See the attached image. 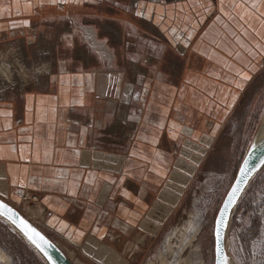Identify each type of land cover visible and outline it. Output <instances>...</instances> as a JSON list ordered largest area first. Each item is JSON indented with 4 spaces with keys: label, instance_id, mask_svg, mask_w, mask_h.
<instances>
[{
    "label": "crops",
    "instance_id": "crops-1",
    "mask_svg": "<svg viewBox=\"0 0 264 264\" xmlns=\"http://www.w3.org/2000/svg\"><path fill=\"white\" fill-rule=\"evenodd\" d=\"M263 73L264 0H0V199L73 264H146Z\"/></svg>",
    "mask_w": 264,
    "mask_h": 264
},
{
    "label": "rangeland",
    "instance_id": "rangeland-1",
    "mask_svg": "<svg viewBox=\"0 0 264 264\" xmlns=\"http://www.w3.org/2000/svg\"><path fill=\"white\" fill-rule=\"evenodd\" d=\"M250 96V106L236 134L240 154L233 170L202 174L187 195L174 226L163 236L146 264H214V227L218 209L245 157L256 148L254 139L264 124V73ZM0 224L6 228L0 226V264H48L18 226L4 216H0ZM9 233L21 240L22 245ZM225 240L224 264H264V161L236 202L231 221L226 224ZM60 249L68 255V251Z\"/></svg>",
    "mask_w": 264,
    "mask_h": 264
},
{
    "label": "water",
    "instance_id": "water-1",
    "mask_svg": "<svg viewBox=\"0 0 264 264\" xmlns=\"http://www.w3.org/2000/svg\"><path fill=\"white\" fill-rule=\"evenodd\" d=\"M264 161V142L261 143L258 147L253 148L245 157L244 161L241 164V167L238 171L237 177L233 183L232 186L236 184L238 180L241 181L240 187L241 191L238 193V199L241 197L243 192L245 191L253 173L258 169V167L261 165V163ZM241 170H244L247 175L245 178L241 177ZM231 191V188L229 192ZM228 192V193H229ZM227 199V196L225 197L224 200ZM224 202V201H223ZM235 202V204H236ZM0 204H7L10 208L13 209L18 215L19 218H22L26 220L32 228H35L37 232L40 233L41 236L44 238V243H43V248L44 250L49 254L50 257H52L58 264H73L70 259L68 258L67 255H65L62 250L46 235L44 234L37 226H35L30 220H28L25 216H23L18 210L10 206L8 203L4 202L3 200L0 199ZM232 205L229 208V212L226 215V223L228 220V215L232 208L235 206ZM223 207V204L221 208ZM6 217V216H4ZM220 213L218 212L216 221H215V227H214V243H215V259H214V264H224L225 262V255H226V246H225V231H226V226L224 224H219ZM7 218V217H6ZM8 219V218H7ZM18 226V223L15 224ZM19 227V226H18ZM219 227V237H217L216 234V229ZM20 228V227H19ZM38 239V238H37ZM217 243H219V250L217 249Z\"/></svg>",
    "mask_w": 264,
    "mask_h": 264
},
{
    "label": "snow or ice",
    "instance_id": "snow-or-ice-1",
    "mask_svg": "<svg viewBox=\"0 0 264 264\" xmlns=\"http://www.w3.org/2000/svg\"><path fill=\"white\" fill-rule=\"evenodd\" d=\"M139 15V13H137ZM245 80L249 79L248 76L244 77ZM247 173L244 170H241V177L245 178ZM241 181L238 180L234 186L231 187V191L226 193L227 199L223 202V207L218 209L220 213L219 224H224L226 226V215L229 212L230 206L234 205L237 198L238 193L241 191L240 187ZM0 216H6L13 224H17L20 227L23 234L31 241L36 247L41 248L43 250L44 238L40 235L39 232L36 231L35 228H32L31 225L24 219L19 218L17 213L13 211L7 204H0ZM217 237H219V227L216 229ZM38 238V239H37ZM217 249L219 250V243H217Z\"/></svg>",
    "mask_w": 264,
    "mask_h": 264
},
{
    "label": "bare ground",
    "instance_id": "bare-ground-1",
    "mask_svg": "<svg viewBox=\"0 0 264 264\" xmlns=\"http://www.w3.org/2000/svg\"><path fill=\"white\" fill-rule=\"evenodd\" d=\"M6 76V74H5ZM264 142V124L260 127L259 131L257 132L255 139H254V144L256 147H258L261 143ZM235 206L232 208V210L230 211L229 215H228V220H227V225L230 223L232 215L234 214L235 211ZM6 218V217H5ZM9 220V219H8ZM10 221V220H9ZM11 222V221H10ZM12 223V222H11ZM23 233V232H22ZM24 235V234H23ZM25 238H27L24 235ZM27 240L29 241V239L27 238ZM31 242V241H30ZM32 243V242H31ZM33 244V243H32ZM33 246L36 248V250L38 251L39 254H41V256L46 260V262L48 264H58L52 257L49 256V254L44 250H41V248L36 247V245L33 244ZM225 246H226V240H225ZM71 261V260H70Z\"/></svg>",
    "mask_w": 264,
    "mask_h": 264
},
{
    "label": "built area",
    "instance_id": "built-area-1",
    "mask_svg": "<svg viewBox=\"0 0 264 264\" xmlns=\"http://www.w3.org/2000/svg\"><path fill=\"white\" fill-rule=\"evenodd\" d=\"M20 198L22 200V202L25 203H36L38 202L39 198L36 195H32L30 193L24 192L20 195Z\"/></svg>",
    "mask_w": 264,
    "mask_h": 264
},
{
    "label": "trees",
    "instance_id": "trees-1",
    "mask_svg": "<svg viewBox=\"0 0 264 264\" xmlns=\"http://www.w3.org/2000/svg\"><path fill=\"white\" fill-rule=\"evenodd\" d=\"M1 226V224H0ZM2 227V226H1ZM4 228V227H2ZM4 230H6V228H4ZM8 232V231H7ZM9 235L13 238V240H15L19 245H22V241L19 240L16 236L12 235L11 233H9Z\"/></svg>",
    "mask_w": 264,
    "mask_h": 264
}]
</instances>
